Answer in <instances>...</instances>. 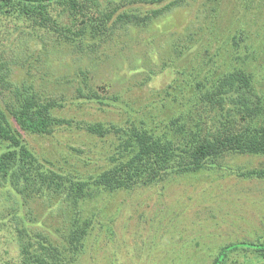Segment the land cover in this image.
Instances as JSON below:
<instances>
[{
	"label": "rangeland",
	"instance_id": "obj_1",
	"mask_svg": "<svg viewBox=\"0 0 264 264\" xmlns=\"http://www.w3.org/2000/svg\"><path fill=\"white\" fill-rule=\"evenodd\" d=\"M201 4L202 0H196L151 17L141 27H127L128 34L122 33L98 48L97 42L83 40L92 52H79L80 46L62 39L52 29L32 27L29 33L21 34L15 47H6L2 53L11 63L12 80L43 79L42 88L66 96L75 93L79 83L87 82L104 97H118L117 101L106 99L105 104L97 99L71 98L57 109L59 116L123 125L132 116L144 118L153 126L157 120L169 122L172 112L186 110L190 103L193 89L187 93L182 89L185 77L179 73L202 62L203 47L211 38L207 29L211 12ZM247 5L244 0H225L220 5L221 18L213 24L217 34L224 36L243 26L252 42L261 47L264 0H256L251 11ZM149 8L143 6L142 14ZM53 11L62 22L70 20L60 7ZM9 22L6 25L13 31L12 24H18V19L10 17ZM210 45L215 47L216 40ZM221 61L218 59V64ZM255 64L258 71L262 70L264 51ZM42 72H46L44 78ZM260 87L264 89V81ZM166 90L171 95H166ZM189 117L205 121L201 114ZM208 125L206 121L205 127ZM20 132L41 163L49 161L80 177L101 171L107 164L106 151L111 150V136L98 138L74 125L57 129L50 136ZM227 163L234 168H264V156L229 154L224 159ZM223 171L227 169L166 178L153 185L84 200L88 211L101 210L86 235L85 264H211L221 245L263 238L264 178L222 175ZM0 191V264H15L19 258L13 215L15 219L21 214L32 230L39 228L50 234L67 224V217L50 211L43 197L22 204L14 202L6 187ZM109 223L114 232L107 235L103 227ZM52 236L60 242L59 232Z\"/></svg>",
	"mask_w": 264,
	"mask_h": 264
},
{
	"label": "trees",
	"instance_id": "obj_2",
	"mask_svg": "<svg viewBox=\"0 0 264 264\" xmlns=\"http://www.w3.org/2000/svg\"><path fill=\"white\" fill-rule=\"evenodd\" d=\"M224 1L202 0L201 6L211 12L207 25L211 38L203 47L202 62L179 73L185 77L182 89L186 93L193 89L186 110L172 112L169 122L157 120L152 126L144 118L132 116L124 125L59 116L57 109L71 98L97 99L105 104L118 97H104L87 82L79 83L75 93L68 92L66 96L42 88L43 79L12 80L11 63H7L2 50L15 47L16 40L24 32L29 33V28L41 27L80 46L79 52H92L83 40L97 42L98 48L122 33L128 34L127 27H141L151 17L196 0H0V190L6 187L14 202L22 204L43 197L50 211L67 217L63 229L56 227L50 234L39 228L32 230L21 214L15 219L13 215L19 257L15 264H85L86 235L101 210L88 211L84 200L99 194L132 190L209 170L227 169L222 175L264 178L263 167L234 168L224 164L229 154L264 156V89L260 87L264 64L261 71L255 64L264 51V43L261 47L253 43L243 26L226 36L217 34L213 22L220 20ZM244 1L251 11L256 0ZM143 6H150L144 14ZM56 7L68 13V22H62L54 13ZM10 17L18 19V24H12L13 31L11 25H6ZM212 40L217 42L215 47H209ZM218 59L222 60L219 64ZM212 64L214 68L210 69ZM26 70L30 72L28 66ZM41 74L46 76V72ZM169 92L166 90L165 94ZM200 114L205 121L189 117ZM73 125L98 138L111 136V150L106 151L107 164L101 171L80 177L49 161L41 163L20 132L50 136L57 129ZM104 228L107 235L114 232L110 223ZM54 232L60 233V242L52 236ZM211 264H264V237L221 245Z\"/></svg>",
	"mask_w": 264,
	"mask_h": 264
}]
</instances>
